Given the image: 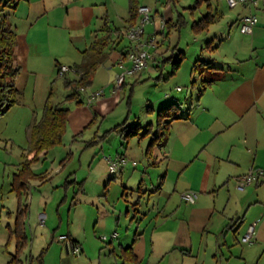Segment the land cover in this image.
Returning a JSON list of instances; mask_svg holds the SVG:
<instances>
[{
	"label": "crops",
	"instance_id": "1",
	"mask_svg": "<svg viewBox=\"0 0 264 264\" xmlns=\"http://www.w3.org/2000/svg\"><path fill=\"white\" fill-rule=\"evenodd\" d=\"M202 2H206V13L213 16V21L202 32L192 29L193 40L186 43L192 53L184 69L180 71L182 61L173 75L171 57L181 53L185 58L179 41L176 45L170 42L169 28L179 29V19L173 20L168 6L158 20V6L151 0L142 2L153 11L152 21L145 25L143 34L151 58L143 70L126 75L120 89L125 88L129 78H134L135 83L149 84L173 76L169 83L174 88L166 87L155 103L158 107L180 105V118L170 123L165 143L149 153L148 146L141 141L145 134L124 140L117 128L130 121V109L125 118L124 109L121 111V123L118 120L113 126L101 125L105 116L119 105V91L112 94L111 87L130 66L125 58L132 46L125 37L129 27L128 0H21L15 9L4 12L16 35L13 65L18 94L17 104L0 116V120H6L1 134L25 139L26 143L18 147L23 157L31 127L41 117L46 103L61 107L66 104L63 108L69 110L62 143L31 163L33 173L39 177L30 182L25 194L32 193L34 181L39 187L53 179L56 187H77L78 193L84 194L88 184H102L111 179L110 175H118L120 181H113V186H119L121 192L106 199L109 207L104 214L98 216L96 204L91 203V207L96 209L93 234L108 237L110 253H121V264L264 261V0H256L253 7L235 8H229L225 0ZM250 13L257 16L258 22L251 34H241L238 20ZM191 17L196 21L194 15ZM162 20L167 23L163 31ZM106 30H110L111 39L105 48L104 63L91 75L85 90H79L76 99H69L73 89L70 82L77 77H57V68L78 65L82 52ZM189 82L190 87L183 86ZM178 87L181 89L177 90ZM99 89L105 90L104 95L88 103V94ZM130 95L131 90L127 105ZM149 108L154 114L153 102ZM10 125L15 128L12 135ZM113 131L117 133H112L110 148H106V140ZM134 138L138 140L136 146L132 143ZM88 147L95 150L94 157L100 156L96 164L93 159L90 167L83 170L79 157L77 169L66 168L70 166L67 149L70 153H84ZM49 155L53 159L49 169L33 170L39 167L34 163L40 164ZM117 158L123 159L124 164L112 174L108 164ZM58 161L68 165L62 166L63 162ZM249 171H262L263 175L244 190H238V179ZM187 191L198 194L194 204L182 198ZM64 195L68 197V192ZM33 198L31 195L30 204ZM41 203L42 200L36 212L32 209L31 218L41 211ZM24 208L27 211L26 205ZM45 211L47 220L52 222L53 214L49 215L47 207ZM254 223L251 242H242ZM84 233L81 242L70 239L82 245L83 251L87 235H92L86 229ZM114 239L118 240L117 246Z\"/></svg>",
	"mask_w": 264,
	"mask_h": 264
},
{
	"label": "rangeland",
	"instance_id": "2",
	"mask_svg": "<svg viewBox=\"0 0 264 264\" xmlns=\"http://www.w3.org/2000/svg\"><path fill=\"white\" fill-rule=\"evenodd\" d=\"M151 1L158 6V20L161 18V14L164 13L165 7L167 8L168 6L172 10L171 15L173 16V20L176 21L180 19L179 29L174 30L171 29V27L169 29L171 30L170 42L176 45L179 41L178 46H180L179 48L183 49L185 53V58L180 70L182 71L192 53V48L186 47L187 41L189 40L190 43L191 39L193 40V20L191 16L194 15V20L197 21L201 16L206 15V2L196 3V0H174V2H169L168 0ZM142 2L143 0H139L140 6L143 5ZM194 7L195 9H193ZM165 76L166 73L164 74V77ZM172 78L173 76L169 77L167 80H152L149 84L148 82L135 83L133 82L134 78H129L125 88L118 90L119 93L116 97L118 98L119 105L105 116V121L103 120L104 123L101 124L103 128L105 126H113L111 124H115L114 122H118V120L121 123L123 120L122 116H120L122 113L121 111L124 109L125 118L127 110L130 109L132 113L130 115V121H127L126 127L130 128L138 124L141 126L140 133L142 135L145 133L146 129L150 128L151 132H148L141 138V141H144L146 147L149 146L153 134L157 131L156 112L163 107H158L155 100L158 99V96H160L161 92H163L166 87L167 89L168 87L171 89L174 88L172 83H169ZM183 86L190 87V82ZM130 90V103L127 105L126 101ZM151 102L154 104V114L147 111V107L150 106ZM63 107H66V104H64ZM5 123L6 120H0V130L5 126ZM10 129L12 130L11 135L14 134L13 131L15 128L10 125ZM118 129L120 130L121 128L118 127ZM112 133L116 134L117 132H110L111 136L106 140V148H110L108 142L114 137ZM13 136L16 139H11L7 137V135H2L0 131V264H6L11 256L15 255L17 252L16 245L19 239H17V235L14 234L16 228V213L19 207L24 208L25 205L27 206V215L24 218L23 231L26 235V243L25 246L18 251L19 259L21 260L20 264H39L38 260L40 259H42V264H121L119 258L121 253H116L115 255L110 253V240L104 241L101 237L93 234L92 228L94 226L93 224L96 223V209L92 210L91 207V203L96 204V206L94 205L95 208H99L100 210L98 216L101 217L104 214L105 208L109 207L106 204V199L111 200L114 193L120 194L121 192L119 186H113V181L116 180L117 183H119V176L110 175L111 179H107L106 182L102 184L99 183L98 185L94 183L90 185L91 183L89 182L90 184L86 186L84 194L78 193L77 187H56V179L48 182L47 185H41L39 187L38 183H36L37 181H34L35 186L33 185L31 189L32 193L29 191L27 194L18 197L16 193L10 191V189L14 177L13 174L18 169L19 164L25 160V158L20 155L21 151L18 150V147L23 146L26 141L25 139L16 137L15 134ZM132 141L131 142L136 146L138 142L137 138H134ZM116 144H119V140H117ZM99 148L96 149L99 150ZM66 153L68 154L67 159L69 158L70 161V166L66 168L69 169L72 167L78 168L79 157H81L82 160L83 170L90 167V163L93 159H95V164L100 159L98 154L94 157L95 150L92 152L89 147L86 148V152L84 153H73L72 151L74 154L73 156L68 149ZM52 160V156L49 155L47 160H45V164V161L40 162V164L34 163L33 165H38L39 167H33V170H37L36 172H43L49 169ZM59 162L60 161H58V163ZM65 162L66 161H61L60 163L62 166H67L68 162L66 164ZM81 174H83L82 171ZM52 177H56V174L53 173ZM107 182L111 184L105 185ZM66 192H68V197L64 195ZM95 192H98V196L92 198L91 195L95 194ZM31 195L34 196L32 204H30ZM135 198L136 196L134 199ZM41 200V211H38L36 214L33 213L34 216L31 218L32 209L33 212H36L38 210L37 205L39 206L38 202H41ZM60 202L62 203L60 204ZM73 204L77 205L72 206ZM46 207L49 215L53 214V218H50L53 220L52 222L47 220ZM43 210L45 212H43ZM40 214H43L44 217H39ZM85 229L87 233L91 232L92 235H87L88 242L85 245L84 251L82 245H80L82 249L80 254H73L70 251L67 252L65 246L66 242L70 243V239L81 242V239L85 236ZM117 241L118 240L115 239L113 240L114 246H117ZM260 264H264V261L261 260Z\"/></svg>",
	"mask_w": 264,
	"mask_h": 264
},
{
	"label": "trees",
	"instance_id": "3",
	"mask_svg": "<svg viewBox=\"0 0 264 264\" xmlns=\"http://www.w3.org/2000/svg\"><path fill=\"white\" fill-rule=\"evenodd\" d=\"M21 0H0V116L6 111L17 104L18 91L15 87L14 76L16 69L13 65L14 60V48L16 45V35L11 30L5 11L7 9H15ZM174 2V0H168ZM202 0H196V3H200ZM139 0H128V20L129 27L134 26L138 22L139 13ZM195 9V7L193 8ZM180 24V19L178 20ZM213 16L206 14L194 21L192 29L194 32L199 33L208 28L212 23ZM167 25V23H165ZM128 27V28H129ZM180 27V25H179ZM127 28V29H128ZM126 34V33H125ZM111 35L110 30L104 31V35L97 38L88 49L82 52L81 62L75 66L77 78L70 82L73 85L72 93L68 96L69 99H76L79 94V88L85 87L90 83L91 75L104 63L106 59L105 48L110 42ZM183 61V55L181 53L171 57V71L170 75H173L180 67ZM210 82H207L209 84ZM150 108L147 107V111ZM180 105L177 103H170L156 112V133L153 134V138L148 146V153L153 148L161 147L168 136V128L170 123L179 119ZM69 110L61 106H51L48 102L44 106L41 117L34 122L29 134L28 144L25 150L26 155H31V160H24L19 164L17 172L13 175L10 191L15 192L18 197L25 195L30 182L39 177L33 173L31 169V163L36 161L41 154L46 153L48 150L60 145L63 140V136L66 132L67 118ZM120 133L124 140L140 136V125L134 127H126L125 123L119 125ZM117 127V128H118ZM150 132V129H146L145 133ZM143 134V135H144ZM27 215L25 208L19 207L16 213V225L14 234L17 235V252L12 255L10 260L6 264H20L18 251L21 250L26 243V235L23 231L24 218ZM39 264H42V259L38 260Z\"/></svg>",
	"mask_w": 264,
	"mask_h": 264
},
{
	"label": "built area",
	"instance_id": "4",
	"mask_svg": "<svg viewBox=\"0 0 264 264\" xmlns=\"http://www.w3.org/2000/svg\"><path fill=\"white\" fill-rule=\"evenodd\" d=\"M226 4L229 8H235L239 5L242 6H249L253 7L256 6L257 2L256 0H225ZM139 13V19L138 22L132 26L129 27L126 30L125 37L127 38L130 43H132V46L129 48L128 52L125 55V58L129 61L130 66L125 69L120 75H118L111 87V93L115 94L123 85L124 78L126 75H132L135 72H138L140 70H143L148 63V60L151 58L150 53L147 49H145V46L147 45L146 40L143 39L144 34V27L145 25L151 23L152 21V8L147 5H141L138 8ZM258 22V18L255 14L250 13L247 15H243L238 20V28L239 32L241 34H251L254 27L256 26ZM165 25V20L161 21L160 24V30L163 31ZM122 62V60H120ZM66 74H73L77 77V73L75 70V67L73 66H65L61 65L57 68L56 75L57 77H63ZM181 88L178 87L177 90H180ZM80 91H84L85 87H80ZM105 90L99 89L97 91L91 92L88 94L87 102L91 103L92 101L96 100L97 98H100L104 95ZM124 164L123 159H115L109 161L108 167L109 171L114 174L116 173L120 167ZM263 175L262 171H249L247 174L240 177L237 181V189L238 190H244V188L253 182L257 181L259 177ZM198 194L194 191H187L183 193L182 198L189 204H194L197 200ZM254 224L250 225L242 237V242L244 243H250L253 235L254 230ZM116 234L112 235V237H115ZM101 239L106 241L108 237L106 235L101 236ZM66 247L68 251L72 252L73 254H80L82 249L81 246L75 242H66Z\"/></svg>",
	"mask_w": 264,
	"mask_h": 264
},
{
	"label": "water",
	"instance_id": "5",
	"mask_svg": "<svg viewBox=\"0 0 264 264\" xmlns=\"http://www.w3.org/2000/svg\"><path fill=\"white\" fill-rule=\"evenodd\" d=\"M66 249H67V247H66Z\"/></svg>",
	"mask_w": 264,
	"mask_h": 264
}]
</instances>
